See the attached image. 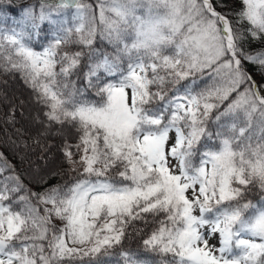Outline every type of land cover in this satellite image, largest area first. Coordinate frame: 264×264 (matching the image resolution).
<instances>
[{
    "label": "snow or ice",
    "instance_id": "obj_1",
    "mask_svg": "<svg viewBox=\"0 0 264 264\" xmlns=\"http://www.w3.org/2000/svg\"><path fill=\"white\" fill-rule=\"evenodd\" d=\"M37 3L0 25V72L20 73L37 106L26 132L27 105L9 102V143L43 161L36 190L0 152V264H103L117 249L122 264H264V50L245 47L264 42V0H97L99 22L87 0ZM66 9L71 26L53 18ZM64 164L76 176L49 185Z\"/></svg>",
    "mask_w": 264,
    "mask_h": 264
},
{
    "label": "trees",
    "instance_id": "obj_2",
    "mask_svg": "<svg viewBox=\"0 0 264 264\" xmlns=\"http://www.w3.org/2000/svg\"><path fill=\"white\" fill-rule=\"evenodd\" d=\"M87 2L92 3L94 6V12L97 15V22L98 21V3L97 0H87ZM33 3H37V0H11V5H5L3 7V10L0 11V25H3L5 28H11L17 26V21L22 16V9L26 6H29ZM37 9H38V3H37ZM141 14H143V10H141ZM72 15H73V9H66L63 10L60 16H54V19L60 20V19H67L69 26L73 24L72 21ZM55 31V26L45 22L42 24L39 35L35 37V39L31 42V46L38 51H42L44 47H46L49 42L53 39V34ZM96 48L101 53V56L104 54L108 55H114L115 54V46L110 44L108 41H102L97 40L96 42ZM75 47V46H74ZM246 49L249 52H255L258 50H264V42L261 41H251L250 43L245 45ZM171 53V50H168V54ZM85 64L87 63V58H85ZM122 67H126L127 65V59H124L121 62ZM84 70V69H82ZM249 71L254 76V78L258 79L260 81L261 77L259 74L256 73L254 68L249 65ZM101 76L103 79H115V77H107L105 74L101 73ZM79 83L78 82V86ZM87 98L92 101L99 100L98 97L95 96L94 93H88ZM9 102H15L20 103L24 102L27 105L26 109H21V111L24 113L23 118H21L18 114L17 118L19 120V123L16 124V129H23L26 130V132H34L35 129L31 128L29 125V114L34 115L36 105L34 103V97L33 92L31 88H29L20 73H4L0 72V152H3L5 157L8 159V161L16 168V171L22 174V178L24 180L25 184H29V186L33 187L36 190H39L36 188L35 184H32V167L35 166V164H42L43 161H40L37 159L38 155L41 154L39 149H36L34 153H30V160L34 162L32 166L29 165L27 161L21 163L20 155L22 153H17L10 145L9 143V137L12 139L16 138V131L6 123H4V114L8 112V105ZM215 115V113L213 114ZM210 127L213 132L216 131V125L212 122H210ZM27 138V137H26ZM59 137H50L48 143L51 145H58L60 143ZM28 143H31L30 140H28ZM208 144L213 143L212 141L206 142ZM56 152V148L52 147L50 149V153ZM59 161V154L57 153L56 159L52 160L50 162V167H54ZM61 167L64 169V176L62 178L57 177L55 179L48 180L49 185H54L57 183H64L65 181L71 182L72 178L76 176V173L69 172L68 166L66 164L61 165ZM47 186V185H46ZM247 198L249 200H252L254 203H256L257 207L261 205V193L259 190L256 191H250L247 194ZM132 230L129 229V233H131ZM124 246L131 250L136 252L137 256L140 258H147L151 259L152 254L146 253L142 247V241L139 236L135 235H129V238L124 241ZM118 251L115 250L113 252V255L111 257L105 258L103 260V264H122L121 258L116 254Z\"/></svg>",
    "mask_w": 264,
    "mask_h": 264
},
{
    "label": "rangeland",
    "instance_id": "obj_3",
    "mask_svg": "<svg viewBox=\"0 0 264 264\" xmlns=\"http://www.w3.org/2000/svg\"><path fill=\"white\" fill-rule=\"evenodd\" d=\"M74 11H75V10L73 9V13H74ZM98 11H99V7H98ZM256 80H257V81H259L257 78H256ZM28 116L30 117V116H31V114H29ZM56 223H57V224H60V221H59V220H57V221H56ZM212 243H216V240H215V239H213Z\"/></svg>",
    "mask_w": 264,
    "mask_h": 264
},
{
    "label": "clouds",
    "instance_id": "obj_4",
    "mask_svg": "<svg viewBox=\"0 0 264 264\" xmlns=\"http://www.w3.org/2000/svg\"><path fill=\"white\" fill-rule=\"evenodd\" d=\"M145 16H146V18H147V14H146V12L145 13H143Z\"/></svg>",
    "mask_w": 264,
    "mask_h": 264
}]
</instances>
